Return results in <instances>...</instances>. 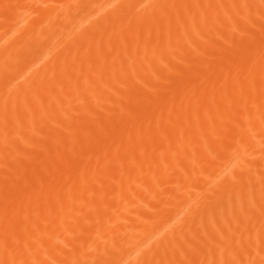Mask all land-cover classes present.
I'll return each mask as SVG.
<instances>
[{"label": "bare ground", "instance_id": "1", "mask_svg": "<svg viewBox=\"0 0 264 264\" xmlns=\"http://www.w3.org/2000/svg\"><path fill=\"white\" fill-rule=\"evenodd\" d=\"M0 264H264V0H0Z\"/></svg>", "mask_w": 264, "mask_h": 264}]
</instances>
